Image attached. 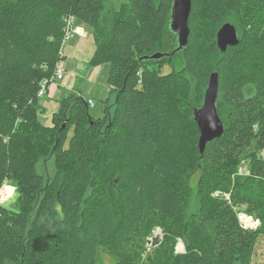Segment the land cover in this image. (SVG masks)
<instances>
[{
    "label": "trees",
    "instance_id": "16d2710c",
    "mask_svg": "<svg viewBox=\"0 0 264 264\" xmlns=\"http://www.w3.org/2000/svg\"><path fill=\"white\" fill-rule=\"evenodd\" d=\"M172 1L129 0L131 15L115 14L107 28L103 0H0V186L14 179L21 193L18 213L0 206V264H106L103 254L112 264H250L264 251V0H255L260 4L238 30L240 42L224 52L217 32L233 0H192L186 71L203 73L207 82L217 71L218 108L223 99L238 116L230 115L224 135L203 153L197 141L178 162L167 154L176 105L164 87L173 81L190 89L192 82L180 71L162 75L142 58L165 48ZM69 15L93 27L92 62H108L107 84L117 95L113 111L108 97L98 117L88 99L76 93L62 99L54 114L60 127L45 139L56 167L45 182L27 161L18 127L27 126L29 139L37 135V94L55 73ZM176 56L156 64H173ZM196 93L188 103L194 124L205 91ZM245 159L248 173H238ZM196 170L199 208L189 214V174ZM243 204L260 222L254 230L239 220L235 206ZM150 218L164 228V247L143 260L138 237ZM192 223L205 231L200 242ZM178 237L187 238L184 253L175 251Z\"/></svg>",
    "mask_w": 264,
    "mask_h": 264
},
{
    "label": "rangeland",
    "instance_id": "374dc122",
    "mask_svg": "<svg viewBox=\"0 0 264 264\" xmlns=\"http://www.w3.org/2000/svg\"><path fill=\"white\" fill-rule=\"evenodd\" d=\"M196 1L199 2L201 0ZM254 3L255 0H233L232 2L228 3L226 7L228 9L227 15L224 17V22H231L237 27L238 30L241 29L243 24H246L248 21L247 18L253 15V12H255V9L258 8V5L260 4L259 3L257 6H255ZM103 6L104 9L102 12V22L107 28L111 27L115 14L123 11L128 12L129 15L132 13L129 0H103ZM246 8H248V10ZM262 9V12H264V6ZM244 11L247 12L246 16L243 13ZM222 25L223 23L219 25V28ZM69 27L71 28L70 38L65 40L64 36L62 45L63 57L58 60V63L63 65L64 78L61 80H53L52 77L47 79L49 82V87L47 88L46 96L40 98L38 101L39 103H37L36 117L40 122V127L36 131L37 135H33L29 139V130L27 129V126L21 125L18 127L21 132L20 135L23 137L20 146L23 149L25 148L27 161L30 165L36 168L39 173L44 175L45 182L52 180L56 171L55 156L51 153L52 149L45 144V141L50 139V132H54L60 127V124L57 122L59 119H54V114L60 109L62 99L65 96L71 95L72 93H76L77 95L82 96L84 99L92 98L95 103L91 105L89 112L93 116L98 117L104 112L106 105L105 101L108 97L110 101L109 105L113 111L112 105L115 103L117 95V91L112 89L110 90V87L107 84L109 72L108 62H92L95 53L93 27L77 17L72 19ZM261 28H264V23H262ZM173 37V34L168 32L163 40L165 48L157 49V51H170L174 49L176 47V40H173ZM187 54V52L177 54L173 64H168L166 63L167 61H165V63L157 65V61L152 60V64L155 65L154 67L159 70L160 74H170L172 72L176 73L180 71L184 74H182V76L188 77V79L192 82L190 89H187L184 84L172 86L173 81H170L164 87L166 88L165 93L169 94L170 99L176 105L175 107L172 106L169 115V126L175 130L176 135L169 141V150L167 151V154H169V156L175 162H178L180 155L183 153L182 150L185 152L187 150L189 151L191 149L193 150L194 148H197L198 128L196 123H193L188 106L190 103L195 102L194 100L197 95L196 91L199 88L205 91L208 86V82L205 81V79H202L203 73L195 72L194 70H189L188 72L186 71V69H188L190 66L189 62H187ZM32 109L33 112H35V109ZM218 111L226 125L228 124L231 114L238 116V111L231 107L229 103L223 101V99L219 101ZM73 135L74 128L71 126L66 137L64 144L65 147L68 146ZM36 136L38 138L37 144L35 143ZM259 156L264 159V149L259 152ZM248 162L249 160L247 159L244 161L241 160V167L238 173H248ZM181 171L182 169L178 165L177 173H181ZM199 174V170L192 171V173L189 174V181L193 188L188 210L189 214L197 211L199 208V196L197 194V181ZM238 175L239 174L233 176L237 177ZM10 184L17 185L14 179L12 180L10 178H6L3 184L0 186V198L10 195ZM217 194L223 195L224 193L222 191H217ZM226 194L228 198L230 192H227ZM16 204L17 201L15 205ZM245 208V204L235 206V210L239 211L238 215L242 226L247 230H254L258 227V224H255L257 219H255L252 215L247 214L244 211ZM240 213H243V215H240ZM246 217H249L254 221L253 226L245 222L244 219ZM191 225L190 233L196 235L197 240L200 242L205 231L194 223ZM164 236L165 231L162 227V224L159 223L157 219L150 218L148 220L145 232L138 237V249H140V247L144 248L142 251L143 260H145V257L147 258L148 255L155 256L157 254L156 250L164 247V243L162 244L164 241ZM155 240H158V243H155ZM186 240V237H178L176 239V252L184 253L186 251ZM102 258L106 264L113 263L112 258L107 254H103ZM6 264L15 263L13 261H7ZM236 264H238V262H236ZM250 264H264L263 249L259 250V255L256 253Z\"/></svg>",
    "mask_w": 264,
    "mask_h": 264
},
{
    "label": "water",
    "instance_id": "95a60500",
    "mask_svg": "<svg viewBox=\"0 0 264 264\" xmlns=\"http://www.w3.org/2000/svg\"><path fill=\"white\" fill-rule=\"evenodd\" d=\"M191 9L192 0L172 1L169 30L175 35L176 47L170 51L148 53L143 55V59L159 61L163 58H172L187 49L190 35L189 16ZM216 40L221 52L226 51L228 46L238 44L240 36L237 27L231 22H225L217 32ZM218 97V72L214 71L209 76L202 105L193 109V117L200 131L198 146L201 153L205 151L208 142L220 138L226 131L225 123L218 111ZM240 215H243V213H240ZM259 223V221L256 222L258 225ZM157 241L155 240V243H158Z\"/></svg>",
    "mask_w": 264,
    "mask_h": 264
},
{
    "label": "built area",
    "instance_id": "2783aa9c",
    "mask_svg": "<svg viewBox=\"0 0 264 264\" xmlns=\"http://www.w3.org/2000/svg\"><path fill=\"white\" fill-rule=\"evenodd\" d=\"M73 18H74L73 16L69 15L65 19L66 26H67L66 27V33H65V40L70 38L71 28L69 26H70V22L72 21ZM62 57H63V55H62V50H61V56H60L59 59H61ZM63 78H64L63 65H61V64H59L57 62L56 70H55V73L52 76V79L53 80H61ZM48 84H49V82H48L47 79H43L41 81V87H40V89L38 91V94H37V96L39 98H43V97L46 96L47 88L49 87ZM88 102H89L90 105H93L95 103L92 98H89Z\"/></svg>",
    "mask_w": 264,
    "mask_h": 264
},
{
    "label": "clouds",
    "instance_id": "9594fccd",
    "mask_svg": "<svg viewBox=\"0 0 264 264\" xmlns=\"http://www.w3.org/2000/svg\"><path fill=\"white\" fill-rule=\"evenodd\" d=\"M10 195L4 198H0V206H3L5 209H7L9 212H17L19 211L18 208L14 207L16 201L18 200L20 196V192L18 190V186L14 184L9 185ZM59 205H57V208L59 209ZM62 215V213H61Z\"/></svg>",
    "mask_w": 264,
    "mask_h": 264
},
{
    "label": "bare ground",
    "instance_id": "6f19581e",
    "mask_svg": "<svg viewBox=\"0 0 264 264\" xmlns=\"http://www.w3.org/2000/svg\"><path fill=\"white\" fill-rule=\"evenodd\" d=\"M244 220H245V222H246L247 224H249V225L253 226V224H254V221H253L251 218H249V217H246ZM255 224H256V223H255Z\"/></svg>",
    "mask_w": 264,
    "mask_h": 264
}]
</instances>
